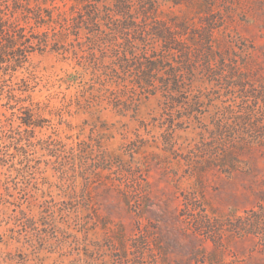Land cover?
Returning a JSON list of instances; mask_svg holds the SVG:
<instances>
[{
    "label": "rangeland",
    "instance_id": "374dc122",
    "mask_svg": "<svg viewBox=\"0 0 264 264\" xmlns=\"http://www.w3.org/2000/svg\"><path fill=\"white\" fill-rule=\"evenodd\" d=\"M0 264H264V0H0Z\"/></svg>",
    "mask_w": 264,
    "mask_h": 264
},
{
    "label": "trees",
    "instance_id": "16d2710c",
    "mask_svg": "<svg viewBox=\"0 0 264 264\" xmlns=\"http://www.w3.org/2000/svg\"><path fill=\"white\" fill-rule=\"evenodd\" d=\"M145 21L147 23L150 20L145 18ZM149 26L150 30L146 29L141 31L136 28L135 32L131 33V37L126 38L125 42L120 44L122 52H124L125 55H128L127 53L130 52L133 58L136 59V63H138L137 65L135 64L134 70L139 71L141 75L137 78L136 83L141 86L147 94L152 93L153 91L148 87H152L154 85L153 78L155 77V72L159 73L165 70L166 66H168L170 69L165 70V72L168 76V79L173 82L172 90H180L182 86L179 83L181 82L182 78H184L183 72H189L190 70L186 66L182 56L174 58L173 63H176V65H174L169 61L166 53L169 52L168 49H170V46L183 52L181 47L183 43L178 41L176 36L168 28L163 29L157 25L154 26V22H152ZM150 36L163 39V41L167 43L164 45L165 49L162 48L157 50L155 47H149L148 38ZM138 40L143 43L142 46H139L137 43ZM138 50L140 53L137 52ZM178 58L180 60H178ZM142 59H144V61H142ZM127 67L133 68V64H131V66L121 64L122 69ZM115 74L119 76L118 72L116 71ZM104 75L107 77V80H114V78L109 74L105 73ZM119 78L124 80V78H121V76H119ZM104 82L106 83V80ZM125 87H127V85H125Z\"/></svg>",
    "mask_w": 264,
    "mask_h": 264
}]
</instances>
